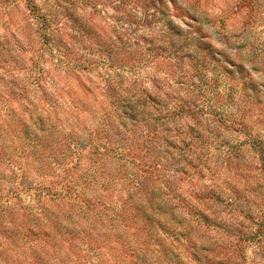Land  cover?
I'll use <instances>...</instances> for the list:
<instances>
[{
  "label": "rangeland",
  "instance_id": "obj_1",
  "mask_svg": "<svg viewBox=\"0 0 264 264\" xmlns=\"http://www.w3.org/2000/svg\"><path fill=\"white\" fill-rule=\"evenodd\" d=\"M0 264H264V0H0Z\"/></svg>",
  "mask_w": 264,
  "mask_h": 264
},
{
  "label": "trees",
  "instance_id": "obj_2",
  "mask_svg": "<svg viewBox=\"0 0 264 264\" xmlns=\"http://www.w3.org/2000/svg\"><path fill=\"white\" fill-rule=\"evenodd\" d=\"M154 206V201L151 202V206L150 207H153Z\"/></svg>",
  "mask_w": 264,
  "mask_h": 264
}]
</instances>
